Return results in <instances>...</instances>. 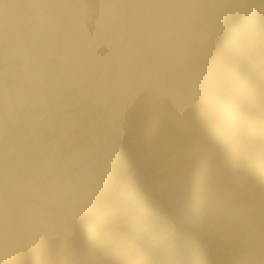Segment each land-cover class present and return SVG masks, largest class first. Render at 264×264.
Wrapping results in <instances>:
<instances>
[{"label": "rangeland", "instance_id": "obj_1", "mask_svg": "<svg viewBox=\"0 0 264 264\" xmlns=\"http://www.w3.org/2000/svg\"><path fill=\"white\" fill-rule=\"evenodd\" d=\"M0 264H264V0H0Z\"/></svg>", "mask_w": 264, "mask_h": 264}]
</instances>
